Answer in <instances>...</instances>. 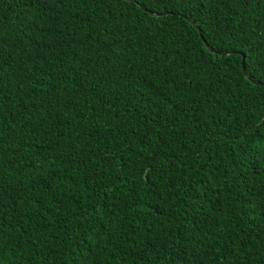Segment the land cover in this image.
I'll use <instances>...</instances> for the list:
<instances>
[{"label": "trees", "instance_id": "obj_1", "mask_svg": "<svg viewBox=\"0 0 264 264\" xmlns=\"http://www.w3.org/2000/svg\"><path fill=\"white\" fill-rule=\"evenodd\" d=\"M0 264H264V0H0Z\"/></svg>", "mask_w": 264, "mask_h": 264}, {"label": "water", "instance_id": "obj_2", "mask_svg": "<svg viewBox=\"0 0 264 264\" xmlns=\"http://www.w3.org/2000/svg\"><path fill=\"white\" fill-rule=\"evenodd\" d=\"M151 14H152V15H156V14H153V13H151ZM189 21H190V23H191L193 26H195V27L197 28L198 32L200 33V29L195 25V23H194L193 21H191V20H189ZM209 50H210L211 52L218 53V52H216L215 50L211 49L210 47H209ZM220 54H222V55H228V54H231V52H221ZM238 54H240V53H238ZM241 68H242V71H243V74L245 75V77H246L250 82L257 84V81H256L253 77H251V76L249 75V73H248V72L246 71V69H245V65H244V57H242Z\"/></svg>", "mask_w": 264, "mask_h": 264}]
</instances>
